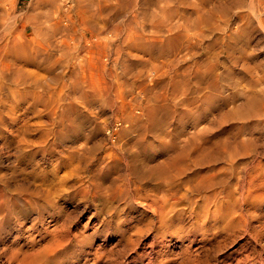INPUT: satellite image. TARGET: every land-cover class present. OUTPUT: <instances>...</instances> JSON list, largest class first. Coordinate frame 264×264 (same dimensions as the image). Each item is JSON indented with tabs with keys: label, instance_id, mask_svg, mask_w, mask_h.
Returning a JSON list of instances; mask_svg holds the SVG:
<instances>
[{
	"label": "rangeland",
	"instance_id": "1",
	"mask_svg": "<svg viewBox=\"0 0 264 264\" xmlns=\"http://www.w3.org/2000/svg\"><path fill=\"white\" fill-rule=\"evenodd\" d=\"M0 79V264H264V206L251 211L249 231L245 221H217L192 240L185 235L195 219L186 215L182 225L139 236L152 216L140 196L155 183L133 179V201L123 195L127 152H138L141 134L153 143L154 164L225 140L243 149L251 132L264 164V0H0ZM62 117L84 123L76 142L58 144V125L46 146L37 143L52 128L43 124L29 136H40L37 151L19 149L8 132L19 121ZM71 150L88 164L79 181L60 187L54 204L41 195L24 201L20 184L54 182L55 159ZM246 161L234 165L242 177ZM198 170L208 165L174 183L176 199L189 195Z\"/></svg>",
	"mask_w": 264,
	"mask_h": 264
},
{
	"label": "bare ground",
	"instance_id": "2",
	"mask_svg": "<svg viewBox=\"0 0 264 264\" xmlns=\"http://www.w3.org/2000/svg\"><path fill=\"white\" fill-rule=\"evenodd\" d=\"M1 84H2V80L0 79V91H1ZM254 103H255V101H254ZM254 103L249 102L246 106H249V104H250V106H253L252 104H254ZM0 104H1V102H0ZM249 109H251V108H249ZM252 111H253V109H252ZM224 114L229 116V117L231 116L229 113H224ZM224 114H222L221 117ZM224 120H225L224 117H222L221 121L224 122ZM43 124H46V126L44 125L45 126L44 127ZM58 125L60 128H58V130L56 131L55 126H58ZM83 125H84V123H82V122L79 123L76 119H71V118L65 119L63 117L59 118V119H50L49 123H44V122L43 123L42 122L37 123L36 122L35 124H30L29 121L25 120L24 122L19 121L16 124V126H18V128L16 130L13 131V129H10L8 132H10L14 136L17 135L19 137V139L17 138V140H19V141L16 140V142L19 143V145H17V146H19V149H21V147L23 148L24 144L28 147L34 148V146L37 145L35 139L39 138L40 136L38 135L37 138H35L34 140L30 139L31 137L29 138V136L31 135L32 132L34 133L35 131H36L35 133H39V132H37V130H39L38 128H40L42 126H43L42 128H47L48 126L52 127L50 129L47 128L45 130L41 129L43 131H41L42 134H41V137L39 138L40 142L38 141L37 143H41L42 145H44L43 143H45L47 141V137L49 135L52 137L51 134L53 133L54 130L56 131V133L59 136V139H58V136H55L59 140V143L57 142L58 144H62V143L64 144L65 142L71 141V140H73L72 142H76L82 136L81 133L83 131ZM115 126L117 128L114 129V131L117 132L120 129L119 127L122 126V124H121V122H118L115 124ZM6 127L7 126H5L4 128L6 129ZM13 127H14V125H13ZM30 127H35L36 129L34 131H32L30 129ZM2 129L3 128L0 126V130H2ZM108 133L110 134L111 131H109ZM11 134H10V136H11ZM147 136H148V134H141V135H138L137 138L134 137L133 139H135V138L136 139L133 141V145H134V147H137L139 150H138V152H134V150L132 151V148L129 149V151H131V152L129 153V151H128L127 152L128 156H127L126 160L124 159L126 161V165L128 167V170H129V173L127 174V176L125 178V188H126L124 190L125 193H123L124 197L127 200L131 199L133 201L132 196L130 198H127L131 194L129 190H130V183L131 182L133 183V179L137 180L138 182H142L143 185H147L150 182L155 183L154 188L151 192H149L143 196H140L141 201L139 203L146 210H148L150 213H152L151 214L152 216L151 217L149 216V220H148V223L146 224L147 225L146 227H144V228L143 227H137L136 228V233L139 236H142V234H144L147 231L152 230L153 227H156V226L158 227L157 229L160 230L163 227H165L166 229L167 228L170 229V228H173V227L175 228L176 226H179V224L182 225V223L184 224V221L187 218L186 215H189V217H192L193 219H195L194 223L191 225V229L189 228L187 234L185 235L187 238L192 239V240H196V236L198 235L197 231L200 230L199 232L201 234V232H202L201 228H205L207 225L211 226L213 223H216L217 221H222L223 223L227 222L228 226H231L232 224L239 222V221H245V225H243L242 228H244V230H246V231L250 230L251 221L253 219V215H252L251 211H253L255 213L256 209L264 206V164H263V161L261 160V154L251 148L252 144L254 143L252 138H250V137H253L251 132H246V133H243V135H242V136L246 137L242 141V143L246 146V148H243V149H240L235 145L232 146L229 143H227V140H225V141H223L222 144L220 142L218 145L216 144L215 147L213 146V149H199V150L197 149V150L182 151V152H179L175 156L167 157L166 159L161 158L160 160H157L154 164L151 163V161L153 160V157H154V154H153V156L151 155V152L153 151L154 146H153V143H151L147 140L148 139ZM33 137H35V136H33ZM247 137H249V138H247ZM14 140H15V137H14ZM49 140H51V139H49ZM58 140H56V141H58ZM50 144H52V143H49V145L47 147L51 146ZM53 144H55V143H53ZM45 146H46V143H45ZM55 147H57V146H55ZM55 147L53 146L51 148L54 149ZM62 147H64V146H62ZM38 148L39 147H37L36 150H34V151H37ZM25 149H27V148L25 147ZM41 149L44 150V152L46 150V148L44 149V147ZM49 151H50V148H49ZM49 151L46 152V154L49 153ZM51 151H53V150L51 149ZM76 152L77 151H75V150H73V151L71 150L68 154H66V153L63 154V152H59V157L56 159L54 158L55 163H54V166H52L53 167L52 170L50 168V170H51L50 176H52L54 178V180L56 179L54 181L55 183L46 180L44 182H41V184L34 183L33 184L34 188H32V185H30L31 181L29 182V185L20 184L21 188H20V190L18 189V191H19V195H21L22 197L25 196L24 197L25 199H23V200L24 201L27 199H29V200L33 199L34 200L36 198V196L41 195L40 197L44 198L45 201H47V202L53 201L52 203L54 204V198L62 195V193H61L62 190L60 189V187L65 186L67 181L70 179H71V181L78 182L79 181L78 179L81 178L80 173H82V170H83L82 167H84L83 172L87 171L88 164L85 162L86 164L83 165L84 164V159H82L83 157L78 155L79 152H77V153ZM24 153H26V151ZM33 154H34V152H33ZM41 156H42V154H41ZM43 157L44 156H42V158ZM240 157L241 158H247L246 163H244L246 165L244 166L245 170H244V176L243 177H242V172L238 171L237 168H234V165L236 164L238 158H240ZM23 159H26V158H22L21 160H23ZM54 159H52L51 161H53ZM28 161H29V159H28ZM32 161H33V159H32ZM32 161H30V162L32 163ZM21 164H23V163H21ZM221 164H228L230 166V168L233 169L232 173H228L227 170H225V168L220 166ZM202 165L203 166L208 165V171H206V172H202L199 170L196 172L194 171L195 172V173L193 172L194 175H192L189 179H187V181H188L187 183L191 182V184H192V186L188 192L189 195H185L184 197H182L180 199L178 197L176 199L174 197V195L176 194V191L179 190V189H177V186L175 185L176 181L181 180L182 176L187 173V171L190 169L191 166H202ZM22 166H21V168H22ZM36 166H38V164ZM64 167L68 168V170L64 174H60V170ZM38 168H39V166H38ZM66 168H65V170H66ZM18 169H20V167ZM34 170H35V168L33 169V171ZM25 171H26V169H25ZM25 171H24V175L26 176L25 173L27 171L26 172ZM22 172H20V173H22ZM28 173H29V171H28ZM43 173H45L44 176H46L47 172L42 171V175H43ZM229 174L234 176V178L236 180H238L237 189H233V190L231 189V184H230L231 181L229 182L228 177H227V176H230ZM12 176H13V174H12ZM21 176H22V174H21ZM16 177H18V176H16ZM24 177H22V178H24ZM32 177H33V175H32ZM27 178H28V176H27ZM17 179H19V178H17ZM40 179H42V178H40ZM40 179H39V181H40ZM7 181H9V178H8V180H6V182ZM19 181H21V180H19ZM166 183H170V185L172 186L171 189L173 190V192H172L173 196H172V193L170 196H169V193H168V195L164 194L162 187L164 185H166ZM7 184H4V185H7ZM31 184H32V182H31ZM191 184H189V185H191ZM13 185H14V183L12 184V186ZM9 186H11V185H9ZM4 187L7 188L6 186H4ZM92 187L94 188V183H92ZM9 189L13 191V188H9ZM12 191H10V192H12ZM0 192H1V190H0ZM14 192H15V190H14ZM88 193H89V195L94 194L92 192V189L90 191L88 190ZM26 202H28V201H26ZM259 213H260V210H259ZM261 214H262V212H261ZM214 227H212V228H214ZM221 227H223V226H221ZM165 228H163V229L165 230ZM179 228L182 229V227H179ZM181 229H179V230H181ZM171 231L168 233L171 234ZM175 232H177V229H175ZM212 233H214V232H212ZM256 233L258 234L259 232H256ZM206 234H208V233H206ZM220 234H221V232H220ZM202 237L204 240V237H205L204 233H203ZM206 237H207V235H206ZM181 238H184V237L181 236ZM257 241H258V239H257ZM199 242H201V241H199ZM247 257H249V256H247ZM246 262L247 261H245L244 263H246Z\"/></svg>",
	"mask_w": 264,
	"mask_h": 264
}]
</instances>
